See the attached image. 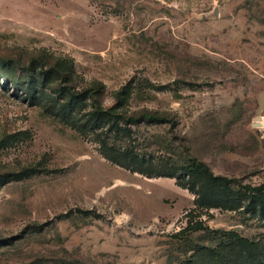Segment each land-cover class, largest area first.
I'll use <instances>...</instances> for the list:
<instances>
[{
	"label": "rangeland",
	"instance_id": "374dc122",
	"mask_svg": "<svg viewBox=\"0 0 264 264\" xmlns=\"http://www.w3.org/2000/svg\"><path fill=\"white\" fill-rule=\"evenodd\" d=\"M0 57L21 84L19 62H59L71 86L103 84V107L126 88L121 109L174 118L130 126L124 156L40 76L33 100L0 77V174L31 168L0 178V264H186L226 232L264 236L247 190L264 185V0H0ZM190 161L245 198L213 205Z\"/></svg>",
	"mask_w": 264,
	"mask_h": 264
},
{
	"label": "trees",
	"instance_id": "16d2710c",
	"mask_svg": "<svg viewBox=\"0 0 264 264\" xmlns=\"http://www.w3.org/2000/svg\"><path fill=\"white\" fill-rule=\"evenodd\" d=\"M8 60L0 57V77H6V84L15 83V88L19 92L25 91L29 99H35L38 95H47L44 89H40L35 78L40 76L42 85H52V88L57 92L55 97L61 99L59 112L64 117L72 120L73 124L89 131H99L103 145L107 148L110 145V136L114 139L111 146L108 148L111 152L120 153L122 155H133L134 149L129 151L128 148L117 147V140L123 135L130 134V126L141 124H166L174 122V118L165 112L154 109H142L137 111H129L121 109L124 96L127 94V89H122L117 96L118 103L103 107L98 100L97 95L102 91L103 84H93L90 87L77 89L71 86L65 72L59 70L60 63L50 65L47 70L42 69L35 77L33 70L28 65L19 62V65L27 71V76L30 78L29 84H21L20 82L10 80L8 74L3 70L6 66H11ZM60 78L51 81L52 74L58 73ZM11 84V85H12ZM43 96V97H45ZM42 97V98H43ZM63 100V101H62ZM135 158L137 156L134 154ZM31 168L25 169L19 173L5 172L0 174V178L8 179H24L30 175ZM181 169L188 175L200 178L203 195L213 196V205H224L223 201L233 199L238 202L240 198H245V192L236 189L233 180L224 176H219L205 164L197 161H190ZM251 191L249 199L254 206L260 205V217L264 219V185L258 188H247ZM227 240H222L215 246L198 245L195 248L193 255L187 259L186 264H264V236L261 238H248L241 236L235 231L226 232Z\"/></svg>",
	"mask_w": 264,
	"mask_h": 264
}]
</instances>
